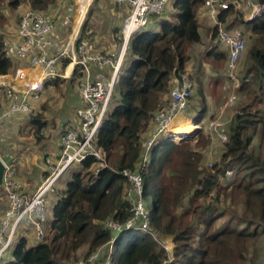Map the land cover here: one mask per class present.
Returning a JSON list of instances; mask_svg holds the SVG:
<instances>
[{
    "label": "trees",
    "instance_id": "1",
    "mask_svg": "<svg viewBox=\"0 0 264 264\" xmlns=\"http://www.w3.org/2000/svg\"><path fill=\"white\" fill-rule=\"evenodd\" d=\"M4 1L0 0V7ZM205 1L172 0L162 17H150L156 25L149 21L143 31L129 39L109 110L94 141L95 148L103 154L104 165L87 157L66 172L65 188L52 207V220L44 239L28 246L25 238H18L9 250L10 258L3 259L2 264H73L80 249L87 248L88 258L106 246L113 233L104 226L105 222L123 225L131 215V203L125 196L128 182L122 175L126 170L139 171L143 196L151 195V209L147 210L149 231L171 238L173 250L168 259V253L150 232L126 230L114 238L112 264L254 262L264 235V13L244 20L247 9L231 8L218 16L229 30L246 29L242 33L247 52L241 62L244 75L239 89L246 101H242L240 113L227 126L228 141L214 172L202 164V150L214 138L211 133V137L201 133L197 142L177 144L170 138H159L149 152L148 162L140 169L141 144L155 130L154 115L168 103L173 78L186 71L192 48L201 42L198 13ZM58 2L7 0L6 7L15 11L25 6L48 17L46 13ZM89 14L77 35V46L81 44V32ZM210 33L211 40L216 42L215 30ZM215 44L204 58L209 57L213 66L225 71L227 49ZM69 61L63 59V66ZM12 67L4 37L0 35V76L7 75ZM81 77L79 67H74L71 82L77 84ZM59 80L46 85L57 86ZM198 85L201 102L192 122L202 125L207 102L201 82ZM28 119L35 140L40 142L47 122L41 115H28ZM226 171L233 175L224 186L219 178ZM224 204L228 208L224 209ZM221 219L224 220L218 224ZM106 252L107 246L102 250L103 255Z\"/></svg>",
    "mask_w": 264,
    "mask_h": 264
},
{
    "label": "built area",
    "instance_id": "2",
    "mask_svg": "<svg viewBox=\"0 0 264 264\" xmlns=\"http://www.w3.org/2000/svg\"><path fill=\"white\" fill-rule=\"evenodd\" d=\"M111 1L117 6H125L129 10L121 33L116 36V40L121 43L112 54H88L85 45H76V32H73L63 48L57 49L55 54H50L47 36L54 31V24L48 17L32 11L20 15L15 30V38L7 43V53L18 60L29 59L31 71L18 68L11 82L6 84L4 95L7 107L2 108L0 106V124L11 120L17 114H32L33 108L30 105V100L39 99L47 81L66 77L69 73V66L72 67L70 73L77 66L79 73L82 74V78L77 83V93L85 106L77 111V124L63 135L61 139L62 150L58 157L45 160L46 174L31 195L27 196L22 193L21 184L11 178L13 168L3 162L0 153V161L5 167L0 188L5 192L9 202L5 218L0 223V264H2L6 252L14 244L15 234L20 223L24 222L32 227L37 241L44 239L47 195L54 192L60 177L87 157H93L100 162L101 166L104 165L103 154L95 148L94 141L109 110L113 88L118 80V73L128 48L129 39L143 31L150 17H162L172 0ZM253 6H257V16L264 13V2L254 3L252 0H206L202 7L205 15L211 20L217 44L226 48L228 52L224 72L232 83V90L224 108L210 121L207 128L221 145L228 141L227 126L231 121L224 119V110L232 108L238 102V91L242 85V78L238 75V65L246 50V40L239 28L227 29L226 24L221 22L218 16L221 12L231 8L240 11L243 7L251 9ZM65 58L70 60L69 64L63 72L58 71V63ZM92 66L98 70H103L104 67L109 66L111 68L110 78L105 81L98 79L93 81L90 75ZM193 89L194 82L187 72H180L174 78L168 103L154 115L155 130L141 144L140 169L148 162L149 152L159 138H170L176 144L191 139L193 132L189 136L177 134L173 122L177 117L184 114L192 97ZM239 113L237 110L234 115ZM194 127L201 129L200 125ZM40 135H44V133L41 131ZM122 175L128 182L125 196L131 203L130 218L123 225L111 220L106 221L104 226L113 233L112 239L106 245V254L103 255L101 248H99L88 258L76 264H112L110 255L114 238L119 233L133 229L150 232L149 215L144 204L142 176L139 171L128 170L123 171ZM232 175L231 171H226L219 178L222 185L229 184ZM150 234L158 242L159 235L157 232L152 231ZM259 264H264V252Z\"/></svg>",
    "mask_w": 264,
    "mask_h": 264
},
{
    "label": "crops",
    "instance_id": "3",
    "mask_svg": "<svg viewBox=\"0 0 264 264\" xmlns=\"http://www.w3.org/2000/svg\"><path fill=\"white\" fill-rule=\"evenodd\" d=\"M68 1L69 0H59L57 6L51 7L48 10V13H46L48 15V18L54 24V31L47 36L50 54H55V51L57 49L63 48L69 37L72 36L71 34L68 37L69 29L64 18V14H62V9L66 8ZM93 1V3H91L93 4V8L92 10H90L91 12L87 18L85 30L84 32H81V44L85 45L88 54L109 55L114 53L119 48V42L116 40V32L121 31L124 20L128 16L129 10L125 6H117L111 0ZM87 7L88 5L85 4H83L81 8L77 6L76 16H74L73 24V29L75 30L73 32H76L77 35L79 34V31L76 28L80 29V27L82 26L81 24V26L78 27L85 15ZM250 10L254 14L248 16L246 20H249L257 15V6H253ZM27 11L30 10L28 8H24L22 13ZM198 18L201 42L200 44H197L192 48L191 61L185 68L186 70L190 69V66L194 67V73H197L198 68L196 69L195 65H193V58L196 56L200 59L202 56L201 54L204 53L206 55L210 50L209 48L216 45V42L211 40L210 31L211 29H213V25L209 17L205 15L203 8L199 11ZM150 19L151 20L149 21L152 22L151 25H156L157 22L152 20V18ZM12 37L15 38V34ZM12 40L13 39L11 38L5 41L6 53L7 43H10ZM219 47L221 48L222 46ZM7 56L12 59L13 67L10 71L12 73L9 72L7 75L0 76V106L2 108L7 107V104L5 102L6 99L4 90L6 84L11 82L15 71L18 68H23L26 69V71H31L29 67V59L18 60L8 53ZM206 60L210 62L209 57ZM57 67L58 71L63 72L66 67L63 66V60L58 63ZM71 68L72 67L69 66V73L66 77L57 78L60 79L57 86H54L52 84L46 85V83L48 82L47 81L45 83L44 91L41 92L39 99L30 100V105L33 108V114L41 115L42 120L44 122H47L46 127L42 130L44 135H42L43 139L40 142H37L35 140L33 131L27 124L29 120L28 115L17 114L11 120L2 122L0 124V153L2 156V160L7 166L13 168L11 178L21 184L22 193L24 195H31L40 185L46 174L45 160L47 158H54L57 156V154H59V147L61 145L60 142L63 137L64 131L72 129L77 124V111L85 106V103L78 96L77 84L75 82H71L72 78L70 77L72 76V74L69 76ZM71 72L73 73V71ZM90 75L93 81L95 79L105 81L108 80L111 76V68L109 66H106L103 68V70H98L94 66H92ZM51 81L52 80H50L49 82ZM173 85L174 78L171 84L172 88ZM225 101H222V103L219 104L218 96L216 97V95L215 97H212L210 101H206L207 113L204 120L202 121V124L206 127V129L209 122L218 115V112L222 108H224ZM228 109L232 110V108ZM194 112L195 108L191 109L188 106L186 112H184L183 115L177 117L174 120L173 127H178L179 124H181V121L182 123H190L191 125L195 126V124L192 122ZM207 119L208 121H206ZM215 141L216 139L214 137L212 143H214ZM207 153L209 154V148ZM43 156L45 159L43 158ZM66 174L67 173L59 178L57 184L55 185L54 192L47 195L45 210L46 221L44 224L45 232L46 228L52 220L51 210L57 200L58 193L62 192L65 188L67 180H65L64 177ZM8 208L9 202L7 200L6 194L3 189L0 188V223L5 218V212L8 210ZM18 238H25L28 246H33L37 241L34 237L32 227L26 225L24 222L20 223L19 228L15 234L14 242ZM163 238H165L166 241H172V239L169 237ZM105 247L106 246L100 247L101 251ZM9 258L10 253L8 251L4 255V261L8 260Z\"/></svg>",
    "mask_w": 264,
    "mask_h": 264
},
{
    "label": "rangeland",
    "instance_id": "4",
    "mask_svg": "<svg viewBox=\"0 0 264 264\" xmlns=\"http://www.w3.org/2000/svg\"><path fill=\"white\" fill-rule=\"evenodd\" d=\"M76 1L77 0H72L71 2L68 1L66 8L62 9L63 10L62 14H64V18L66 20V23H67V26L69 29L68 30V32H69L68 37L71 34H73V31H75L73 29V24H74V16H76V9H77ZM92 1L93 0H91V2L89 3V5L86 9L85 15H84L82 21L80 22V24L78 25V27H80L81 24L83 25V22L85 21V18L87 17V13L91 12L90 10H92V8H93V4H91V3L94 2V1L93 2ZM6 2H7V0H5L3 6L0 7V35H2L4 37L5 41H7L11 38L14 40V37H12V36L15 34V30H16L17 23L19 21V17L22 14L23 9L26 8L25 6H20L17 10L11 11L10 9H8L6 7ZM244 8L245 7H243L241 10H243ZM245 9H247V8H245ZM244 11H246L243 13V19L244 20L248 16L254 14V13H252V11L250 9H247ZM89 20H90V17H89ZM239 28L241 29L242 32L246 31V29H244L243 27H239ZM76 29L78 31H80V29H78V28H76ZM120 43L121 42H119V44ZM246 52H247V48L245 50L244 56L241 58L239 65H238V75L241 78L244 75L243 71H241V62H242V59L245 58ZM201 55L202 56L200 59L197 58L196 56L193 58V65H195L196 69L198 68L197 73L193 72L194 67H192V66H190V69H186V71H185L188 73V75L192 78V80L194 82L193 96L189 102V108H191V109L195 108L194 115L198 112V110L200 108V102H201V99L197 96V90L199 88V85H198L199 82H201V86L203 89V95L205 96L206 101H210L211 98L215 97V95H216V97L218 96V103L221 104L222 101H225V100L227 101V99L231 93V90H232V83L227 78L226 74H224L225 73L224 69L221 68L220 66H218V67L213 66L209 61H207L204 58V56H205L204 53ZM10 73H12V72H10ZM71 74L72 73H70L69 76ZM214 82H218V83L215 84ZM61 84H63V83H61ZM216 100H217V98H216ZM226 101H225V103H226ZM241 101H246V95L244 93L240 92V90H239L238 91V102L234 106H232V110H229L228 108L226 109V111L224 110L223 117L225 120H228V121L232 120V118L234 116V112L239 110L240 105L242 104ZM32 114H29V115H32ZM206 121H208V119ZM200 126H202L201 129L194 128L196 130H193L192 137L188 141L197 142L200 135H202V134L208 135V136L210 135L209 129H206V127L203 124ZM207 128H208V126H207ZM190 132H191V130H189L187 133H190ZM209 137H211V136H209ZM213 139L210 138L209 146L205 150H202V164L204 167H206L211 172H214V165L215 164L216 165L220 164L219 156L221 155V152L223 149V145H221L217 141L212 143ZM208 148H209V154L207 153ZM43 158H44V156H43ZM97 165H99V164H97ZM99 167L100 166H96V169ZM67 177H68V173L65 175L64 178L66 179ZM144 204H145V207L147 210L151 209V204H152L151 195H147L144 197ZM223 208L224 209L228 208V205L224 204ZM223 220L224 219H221L218 224H221ZM158 237H159L158 243L164 248L166 253H168V256H169L168 259H171V253L173 250L172 241L171 240L166 241V239L163 238L162 236H158ZM260 244H261V246L259 248V252L254 256V259H253L254 262H252L251 264H259L261 261V258L263 256V252H264V235L262 236V239L260 240ZM86 249H87L86 247L80 249V251L78 252V254L76 256L77 258L73 264H76L77 262L84 260V258H86L85 257Z\"/></svg>",
    "mask_w": 264,
    "mask_h": 264
},
{
    "label": "bare ground",
    "instance_id": "5",
    "mask_svg": "<svg viewBox=\"0 0 264 264\" xmlns=\"http://www.w3.org/2000/svg\"><path fill=\"white\" fill-rule=\"evenodd\" d=\"M89 2H90V0H77L76 4L79 8H81L83 4L88 5ZM194 128L195 127L193 125H191L190 123H182V121L178 127H174L175 132L177 134H187V132L189 130H191V132H193Z\"/></svg>",
    "mask_w": 264,
    "mask_h": 264
},
{
    "label": "water",
    "instance_id": "6",
    "mask_svg": "<svg viewBox=\"0 0 264 264\" xmlns=\"http://www.w3.org/2000/svg\"><path fill=\"white\" fill-rule=\"evenodd\" d=\"M190 134H192V132L187 133L186 135L189 136ZM4 170H5V167H4L3 163H2V161H0V187H1V184H2L3 176H4Z\"/></svg>",
    "mask_w": 264,
    "mask_h": 264
}]
</instances>
